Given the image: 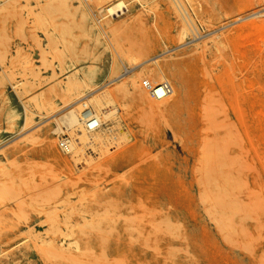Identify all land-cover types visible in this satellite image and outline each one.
Returning <instances> with one entry per match:
<instances>
[{
    "label": "rangeland",
    "instance_id": "obj_1",
    "mask_svg": "<svg viewBox=\"0 0 264 264\" xmlns=\"http://www.w3.org/2000/svg\"><path fill=\"white\" fill-rule=\"evenodd\" d=\"M168 2L0 0V190L8 193L0 195V264H78L47 246L65 242L45 232L49 224L39 209L57 187L73 183L83 203L101 198L119 207L107 210L106 218L133 221L142 238L140 264H264V18L254 14L259 4L175 0L178 12ZM181 23L189 37L180 39ZM46 40L47 68L36 44L46 46ZM150 68L163 70L172 93L148 111L122 92V83ZM74 71L93 76L87 98L103 92L113 98L110 136L84 148L90 162L74 161L60 148L74 134L61 119L70 105L61 99L59 83ZM145 80L157 77L140 75L142 89ZM186 87L206 88L229 114L225 122L219 114L217 138L210 130V138L202 135L206 131L189 132L201 106L184 97ZM216 144L235 164L205 181L204 164L220 165L214 150L205 151ZM70 200L78 204V197ZM115 227L114 235L127 241L126 223ZM77 233L80 246L87 245L82 263L88 264L98 232L89 226Z\"/></svg>",
    "mask_w": 264,
    "mask_h": 264
},
{
    "label": "bare ground",
    "instance_id": "obj_2",
    "mask_svg": "<svg viewBox=\"0 0 264 264\" xmlns=\"http://www.w3.org/2000/svg\"><path fill=\"white\" fill-rule=\"evenodd\" d=\"M252 2L259 4L260 8L254 13L255 16L264 18V0H252ZM168 3L171 8H176L175 10L180 12V10L177 9L178 7L175 0H169ZM121 4L122 2L120 1L118 4L112 5L107 8V12L111 13L116 10V8H119ZM180 15L184 22H186L184 16L181 13ZM188 30L189 29L185 23L180 26V39L189 37L190 33ZM46 42L48 45L46 44V46H44L40 41H36L41 55V65L45 68L50 67V63H48L45 58V53L47 49H50L51 47L50 40H46ZM179 42H184V40H179ZM70 51L73 53V49H70ZM153 62L156 63L155 60H153ZM163 74L164 72L161 68H150L149 70H143L140 72L141 76L147 78H151V75L157 77V80H145V82L150 83L152 86H158L164 83L169 86L167 83L168 81L165 80ZM140 75H130L126 77L125 82L122 83V92L125 95L129 94L136 97L141 101L146 110L149 111L154 108V104H163L166 101V98L172 93V88L169 86L168 94L162 99H153L157 102L153 103L147 98L144 90L138 85L137 79ZM59 86L63 92L61 99L65 100L70 105L68 110L62 115L61 119L68 129H72L74 134L73 138L66 139L64 142L62 141L63 147L60 148L69 153V157L74 161L78 159L89 161V157H86L88 154H85L84 148L86 146L94 147L97 143L102 142L103 139L105 140L106 137L108 138V136H110L112 124L110 119L113 115V98L108 92H103L102 94L87 98V94H89L94 87V81L93 76L85 72L78 74V72L74 71L64 80L62 85L59 83ZM186 88L187 89L183 94L184 97H186L188 101L195 102L196 105L201 106L200 114L197 117L190 118L191 121H189L188 127L189 132L197 133L198 130L206 131V133L202 135L205 138H210V134L207 133V131L210 130L212 131L211 138H217L218 135L216 134V129L220 128L218 116L222 112L221 120L222 122H225L230 120L229 114L224 112V110H220V103L217 107V100L209 94V91H207L206 88L202 87V91L199 88L196 92H194L191 87ZM50 107V105L43 107L45 113L51 111ZM90 122H93L95 127H89ZM207 146L208 147L205 150L207 155H211V150H214L217 160L220 161V165H218V167H213L208 163L204 164V167H206L203 175L205 181L210 178V175L216 170L219 171L223 165L230 166L231 163H234V161L229 163L230 160L227 159L228 162L225 160V150L220 144H216L215 148H210L209 145ZM227 156L228 154H226V157ZM223 181L227 184H230L231 182H229V179H224ZM78 188L79 186H75L74 183L70 187L61 188V190L57 187L58 190L56 189L57 191L52 192L46 199V205L44 204L39 208L40 211L42 210L44 212L45 220H47L46 222L49 224V228L45 229V232L51 234L58 233L65 242V244H63L60 240V242L55 243V241L52 240L51 242L48 241L49 245L47 246L52 248L60 257L69 259L78 264H83L82 257L85 256L83 251L85 249L87 250V245L80 246L77 242L78 237L74 235L78 234L77 232H83V229L90 226L92 230L97 231L98 234L94 237L93 248L95 250V256L91 252L86 254L88 264H140L137 244L142 238L133 221L122 219L120 215L106 218L104 213L107 210H110V208L118 210L119 207L115 204L104 201L101 198L93 202L83 203L80 199L83 193L81 194L79 191L80 189L78 190ZM78 191L80 193H78ZM7 194L8 193L4 190H0V195L7 196ZM71 196L78 197L77 205L71 203ZM219 206H224L223 201L219 202ZM101 213L102 217L100 216ZM73 214H75L76 217L72 218ZM121 223H126L128 228H125V236L128 237L127 241H122L119 239L118 235H114V231L117 229L115 226ZM220 224L222 227L226 226L224 221ZM65 238H71V240L67 241ZM37 239L41 240L39 235L37 236ZM45 245L46 243L43 246ZM52 249L49 250L52 251Z\"/></svg>",
    "mask_w": 264,
    "mask_h": 264
},
{
    "label": "built area",
    "instance_id": "obj_3",
    "mask_svg": "<svg viewBox=\"0 0 264 264\" xmlns=\"http://www.w3.org/2000/svg\"><path fill=\"white\" fill-rule=\"evenodd\" d=\"M142 87L148 95L155 100L164 98L169 92V86L166 83L158 86H152L150 83L143 81ZM89 127H95L94 123L90 122ZM61 147H63L62 144Z\"/></svg>",
    "mask_w": 264,
    "mask_h": 264
}]
</instances>
